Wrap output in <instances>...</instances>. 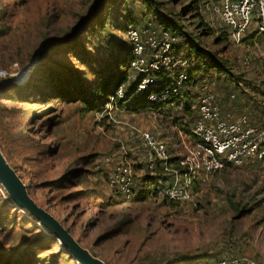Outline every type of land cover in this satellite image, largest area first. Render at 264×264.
<instances>
[{"label":"rangeland","instance_id":"374dc122","mask_svg":"<svg viewBox=\"0 0 264 264\" xmlns=\"http://www.w3.org/2000/svg\"><path fill=\"white\" fill-rule=\"evenodd\" d=\"M207 2L0 0V71L7 74L0 77V158L27 196L101 264H216L231 258L264 264V167L216 172L195 184L186 203L153 195L120 201L103 175V160L120 146L142 164L139 132L167 142L171 154L183 133L171 124L172 111L134 113L113 100L100 106L121 73L114 51L128 44L126 24L141 16L153 26L154 15L170 18L199 50L226 62L234 74L260 80L256 65L239 62L241 50L224 39L219 25L208 26L202 12L199 18L186 12L190 3L204 8ZM32 62L31 72H24ZM20 72L28 78L24 87L14 84ZM205 82L197 90L226 109V87ZM260 111L255 121L262 119ZM0 264H77L50 231L12 205L1 184Z\"/></svg>","mask_w":264,"mask_h":264},{"label":"built area","instance_id":"2783aa9c","mask_svg":"<svg viewBox=\"0 0 264 264\" xmlns=\"http://www.w3.org/2000/svg\"><path fill=\"white\" fill-rule=\"evenodd\" d=\"M205 17L208 23L226 28L229 43L241 50L238 60L243 66H257L264 110V41L261 44L255 40L250 44L243 42L248 36L264 35V0H209ZM125 39L132 52L129 69L139 76L135 96L157 86L156 74L173 69L178 71L175 76L171 73L165 76L173 80L171 88L148 94L147 101L160 103L177 97L185 80V74L180 70L185 62H175L169 55L177 37L157 30L147 22L138 29H129ZM5 76L7 74L0 71V77ZM116 96L122 97L121 88L117 89ZM233 98L230 95L227 108L221 109L210 94L200 95L196 103L198 117L187 128L189 134L178 133L179 150L176 154H170L167 145L152 134L138 133L137 149L144 169L152 172L157 165L165 177L155 186L156 198L186 203L192 198L195 184L226 167L252 164L264 167V115L258 122L255 120L259 115L251 119L246 112L234 113L230 110ZM103 170L111 193L129 201L133 196L132 184L137 170L123 146L103 160ZM217 264L255 263L250 259L231 258L221 259Z\"/></svg>","mask_w":264,"mask_h":264},{"label":"trees","instance_id":"16d2710c","mask_svg":"<svg viewBox=\"0 0 264 264\" xmlns=\"http://www.w3.org/2000/svg\"><path fill=\"white\" fill-rule=\"evenodd\" d=\"M192 3H190V6H186V12H191L196 18L200 17L201 12L206 14L207 3L205 4L204 8H200V6L196 4L193 5ZM153 18L155 19L156 23L154 24L155 29L168 32L172 35H174L173 32L176 31V35L174 36L177 37V42L171 45L169 55L175 62H185L184 67L180 69L185 74V80L182 82L179 88V95L177 97H172L166 102L159 103L147 101L148 94H158L165 89L171 88L173 80L166 79L165 76L167 73H171L172 76H175L178 72L171 69L167 72L155 75L158 80L156 87L148 88L141 92L139 96H135L139 76L131 75L132 80L127 82V77L129 76V74H132V70L129 69L128 65L129 61L132 58V52L130 46L127 44L124 45L122 49H117L114 51L115 64L118 71L121 73L120 76H118V78L115 80V82L104 91L105 98L102 101V104L100 103V106H106L112 99L113 101H118L119 103L126 104V107H128V111L134 113L140 111H152L153 113L159 115H166L167 113L172 111L173 115L175 116L171 119V124H173L174 126H178L179 130L184 134H189L187 128L190 127L198 117L196 103L199 96L203 94L197 89L204 88V84L206 83L205 81H211L213 79L214 82H221V84L226 87L223 99L227 101V103L230 101V95L234 96L233 100L231 101L230 110H232L234 113L238 112L235 111V104H237L241 106L239 112H246L251 119L257 118V114L261 112V109L263 110L262 84L259 80L257 82H252L250 80H247L242 73L234 74L230 65H227L226 62H220V60L212 53L199 50L192 42L193 40H191L189 34H186V32H184L183 30H180L181 33L178 32L179 30L176 26L178 23L170 20V18L166 20L159 14L156 16L154 15ZM143 19L144 16H141L140 20L126 24L123 28L124 36L131 28L138 29L143 25L145 26V23L147 22H143ZM206 24L208 26H214L207 21ZM219 28L221 29L220 34L224 37L225 40L228 41L226 28ZM207 30L208 29L204 28V32ZM253 40L261 44L264 41V35H251L244 38L243 42L245 44H250ZM15 85L18 87H24V85L20 84ZM118 88L122 89L121 98L116 96V91ZM258 96L260 97V100ZM215 97L217 98V95ZM239 100H241L240 102L242 104H240ZM89 105H92V103H90ZM164 143L168 145L167 142ZM143 165V160L141 165L135 164V169L142 175H135V178H133V196L129 201L140 200L147 195L155 196V186L157 185V182L159 180H165L161 169L157 165L152 172H148L147 170H145ZM115 197L120 199V201H124L118 195H115Z\"/></svg>","mask_w":264,"mask_h":264},{"label":"water","instance_id":"95a60500","mask_svg":"<svg viewBox=\"0 0 264 264\" xmlns=\"http://www.w3.org/2000/svg\"><path fill=\"white\" fill-rule=\"evenodd\" d=\"M15 84V80H14ZM0 181L1 185L6 188L5 191L11 194L18 203V208L27 210V212L39 222V224L50 231L54 237L59 236L64 248L68 252L69 248L74 257L83 264H101L98 261L90 258L87 253L79 247L67 231L46 211L38 207L26 194L22 184L16 179L12 171L0 158ZM10 197V195H9ZM69 253V252H68ZM70 254V253H69Z\"/></svg>","mask_w":264,"mask_h":264},{"label":"bare ground","instance_id":"6f19581e","mask_svg":"<svg viewBox=\"0 0 264 264\" xmlns=\"http://www.w3.org/2000/svg\"><path fill=\"white\" fill-rule=\"evenodd\" d=\"M35 63L36 62H32L30 64V66L24 72L28 71V74H29L31 72V70L33 69V66L35 65ZM24 72H22V73L20 72V73H17L16 74V76H15L16 77L15 78V84L23 85V84H25L27 82L28 78L27 79H24V78L21 77L24 74ZM0 184H2L1 181H0ZM7 192H9V191L7 190ZM9 195H10V199H11L12 205L18 207V203L16 202V200L13 198V196L11 194H9ZM56 239L58 240L59 244L64 248L62 239L59 236H56ZM67 250L70 253V255L75 259V261L77 262V264H83L81 261L77 260L74 257V255L72 254V252H71V250L69 248H67Z\"/></svg>","mask_w":264,"mask_h":264}]
</instances>
